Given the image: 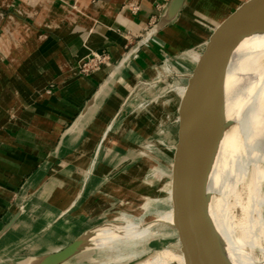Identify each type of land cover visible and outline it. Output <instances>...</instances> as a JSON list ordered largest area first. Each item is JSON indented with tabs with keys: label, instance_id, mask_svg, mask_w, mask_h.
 <instances>
[{
	"label": "rangeland",
	"instance_id": "1",
	"mask_svg": "<svg viewBox=\"0 0 264 264\" xmlns=\"http://www.w3.org/2000/svg\"><path fill=\"white\" fill-rule=\"evenodd\" d=\"M244 1L198 0L194 3L192 0L184 9L181 22L150 37L148 32L159 19L156 14L138 31H125L127 43L120 57L115 59L109 52H98L96 64L89 65L87 71H82V68L92 51L80 60L77 70L81 75L89 76L101 71L105 77L110 71L113 76L95 94L93 118L78 132L74 144L63 154L53 153L42 169V178L22 188L18 208L24 209L30 204L33 209L28 213V216L31 215L29 221H36L40 213L50 206V199L59 198L58 206L60 202L68 201L37 232L27 231L24 236L18 237L24 241L16 249H1L0 264H30V260L36 257L41 259L34 264H43L50 252L46 247L35 246L56 223L68 225L79 220V213L75 210L81 200L80 194H86V203L94 196L95 199L100 198V201L96 200V208L101 213L99 216L103 217L84 227L85 233L92 231V240L84 253L61 264H140L164 250L186 254L182 264H208L202 253L189 250L208 225L201 195L188 196L185 184L176 192L177 200L174 202L171 193L162 191L173 177L175 179L179 175V169L194 170L198 166L204 117L188 128L180 165L172 173L176 146L172 143L176 138V126L170 115L176 116L178 101L188 80L184 74L197 62L203 38ZM129 8L137 12L140 6L135 4ZM187 11L192 12L186 14ZM31 13L32 8L27 4L0 0V15L3 16L0 30L4 27L3 34L0 33L2 45L8 46L10 42L17 44L21 39L12 30L19 24L11 18L12 14ZM21 18L32 23L26 15ZM175 26L180 27L176 36L172 33L176 30ZM122 75L124 79H121ZM180 78L184 84L180 83ZM120 84L124 90L118 88ZM106 90L107 96H101ZM92 120L98 122V129L93 133L89 129ZM115 162L117 166L110 170L107 177L94 176L98 166L111 164L114 167ZM253 169L252 165L248 167L249 180H253ZM55 181L58 182V189L52 187ZM120 181L132 189L133 195L128 197L122 189L116 196L110 194L109 185L117 186L122 184ZM140 195L147 196L143 199V202L147 200V204L134 208ZM119 214L135 216V222L121 220L123 218ZM141 217H148V220L143 221ZM161 220L165 223L159 222ZM181 228L186 229L183 236ZM30 239L33 242L28 244ZM114 253L122 257L118 259L111 255Z\"/></svg>",
	"mask_w": 264,
	"mask_h": 264
},
{
	"label": "crops",
	"instance_id": "2",
	"mask_svg": "<svg viewBox=\"0 0 264 264\" xmlns=\"http://www.w3.org/2000/svg\"><path fill=\"white\" fill-rule=\"evenodd\" d=\"M6 1L27 4L32 13L12 14L11 18L19 23L12 30L21 39L17 44L10 42L8 46L0 43V230L19 210L18 198L22 188L41 179L42 169L53 153L63 154L74 144L86 122L93 118L95 94L110 71L105 77L101 71L89 76L81 75L77 70L80 60L91 51L109 52L115 59L120 57L127 43L125 31L134 33L152 15L159 17L168 2ZM191 1L187 0L179 17L163 29L181 22L184 9ZM135 4L140 6L137 12L129 8ZM22 15L28 16L32 23L22 20ZM2 20L0 15V22ZM175 28L172 33H180V27ZM3 30L4 27L1 34ZM107 93L108 90L101 96H107ZM97 123L96 120L90 122L91 133L98 129ZM102 166L96 168L94 176L97 178L107 177L117 164L115 162L114 167L111 164ZM32 209L29 204L21 217ZM111 255L118 259L122 257L117 253Z\"/></svg>",
	"mask_w": 264,
	"mask_h": 264
},
{
	"label": "bare ground",
	"instance_id": "3",
	"mask_svg": "<svg viewBox=\"0 0 264 264\" xmlns=\"http://www.w3.org/2000/svg\"><path fill=\"white\" fill-rule=\"evenodd\" d=\"M201 137L198 166L194 170L179 169L175 182L172 180L162 188L164 193H171L186 184L188 196L201 195L208 225L189 250L202 253L208 264H264V31L246 38L233 53L223 93L216 107L204 116ZM250 165L254 168L253 180H249ZM57 185L55 181L53 189H58ZM109 187L110 194L115 196L121 189L128 197L133 193L126 183ZM85 195L80 194L75 210L79 220L68 225L56 223L35 246L48 248L50 254L66 248L51 264H61L84 253L92 240V231L85 233L84 227L103 216H99L101 213L96 208L100 198L94 196L86 203ZM145 198L140 195L134 208L140 204L145 206ZM58 199H50V206L36 221H29L31 215H25L5 235L0 250L16 249L24 241L18 237L27 231L37 232L53 219L68 201L58 206ZM118 216L131 222L136 219L124 214ZM142 220L147 221L148 217ZM32 242L30 239L28 244ZM186 257V254L164 250L140 264H182ZM40 259L36 257L30 264Z\"/></svg>",
	"mask_w": 264,
	"mask_h": 264
},
{
	"label": "water",
	"instance_id": "4",
	"mask_svg": "<svg viewBox=\"0 0 264 264\" xmlns=\"http://www.w3.org/2000/svg\"><path fill=\"white\" fill-rule=\"evenodd\" d=\"M186 2L187 0H168L157 23L148 32V36H152L173 23L179 17ZM262 31H264V0H245L211 33L209 32L210 34L208 33L200 52L197 53L199 54L197 62L190 71L184 74L188 80L178 101L176 116L170 115L176 126V138L172 143L176 145L172 173L180 165L188 128L195 125L219 103L225 86L227 70L236 48L246 38ZM112 76L111 72L105 83ZM182 83L184 84V81ZM174 180L173 177V182ZM171 198L174 202L177 200L175 189L171 192ZM23 211V208L19 209L4 225L0 230V238L16 223ZM159 222L165 223L162 220ZM185 232L186 229L181 228L182 236ZM65 249L46 255L43 264H51L54 259L64 253Z\"/></svg>",
	"mask_w": 264,
	"mask_h": 264
},
{
	"label": "built area",
	"instance_id": "5",
	"mask_svg": "<svg viewBox=\"0 0 264 264\" xmlns=\"http://www.w3.org/2000/svg\"><path fill=\"white\" fill-rule=\"evenodd\" d=\"M139 46V45H137ZM96 56H98V54L96 52H91L90 56L87 58L86 63L84 64V68H82V71H87L89 68V65H92V63L96 64Z\"/></svg>",
	"mask_w": 264,
	"mask_h": 264
}]
</instances>
